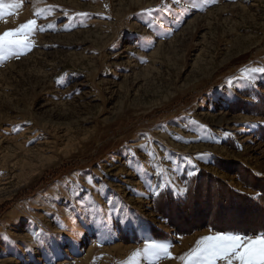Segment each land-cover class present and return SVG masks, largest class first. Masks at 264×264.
Segmentation results:
<instances>
[{
  "label": "rangeland",
  "instance_id": "374dc122",
  "mask_svg": "<svg viewBox=\"0 0 264 264\" xmlns=\"http://www.w3.org/2000/svg\"><path fill=\"white\" fill-rule=\"evenodd\" d=\"M3 4L0 35L41 30L0 52V264H132L145 240L175 259L134 264H184L264 234V0Z\"/></svg>",
  "mask_w": 264,
  "mask_h": 264
},
{
  "label": "snow or ice",
  "instance_id": "6c2138e0",
  "mask_svg": "<svg viewBox=\"0 0 264 264\" xmlns=\"http://www.w3.org/2000/svg\"><path fill=\"white\" fill-rule=\"evenodd\" d=\"M214 2V0H213ZM11 8L20 7L19 4L9 5ZM4 8L3 0H0V10ZM10 15L12 13H9ZM151 15V11L147 13ZM37 15H39L37 13ZM41 29L38 28L37 20L31 19L21 24L14 30L5 31L0 35V52L17 50L16 55L24 54L30 50L33 45L29 42V36ZM264 76V68H252L246 77L251 83L257 79V76ZM195 172H189L191 177ZM89 183H92L91 177ZM168 187H172L169 182ZM161 186L153 191V195L159 197ZM178 196L186 193L187 188L177 190L172 188ZM171 245L168 243H158L155 240H145L142 251L133 254L135 262L136 257L147 256L152 261H158L162 258H172L169 252ZM184 264H264V234L258 236H240L216 232L212 235L202 237L195 248L180 257Z\"/></svg>",
  "mask_w": 264,
  "mask_h": 264
},
{
  "label": "trees",
  "instance_id": "16d2710c",
  "mask_svg": "<svg viewBox=\"0 0 264 264\" xmlns=\"http://www.w3.org/2000/svg\"><path fill=\"white\" fill-rule=\"evenodd\" d=\"M259 227V226H258ZM264 228V226H262V229ZM256 231V230H255ZM254 232V231H253Z\"/></svg>",
  "mask_w": 264,
  "mask_h": 264
}]
</instances>
